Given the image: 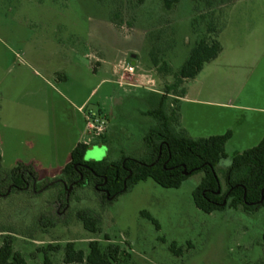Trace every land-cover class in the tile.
I'll return each mask as SVG.
<instances>
[{
    "label": "rangeland",
    "instance_id": "1",
    "mask_svg": "<svg viewBox=\"0 0 264 264\" xmlns=\"http://www.w3.org/2000/svg\"><path fill=\"white\" fill-rule=\"evenodd\" d=\"M136 3L0 0V177L18 165L34 174L23 191L0 194V235L14 238L13 252L25 264H43L47 245L59 247L47 254L49 263L62 264L66 244L86 253L89 242L118 246L129 256L119 264H264V211L201 214L191 203L201 174L177 190L147 180L113 200L92 187L65 191L60 184L76 142L87 145L84 163L143 158V140L156 127L143 114L174 85L212 18L194 0H178L170 12L160 0ZM224 10L219 55L176 85V93H186L182 102L167 100L187 138L230 133L221 172L264 136V0H237ZM123 62L136 68L133 87L115 84ZM90 115L105 128L94 140L84 130ZM79 213L97 221L96 235L83 230Z\"/></svg>",
    "mask_w": 264,
    "mask_h": 264
},
{
    "label": "trees",
    "instance_id": "2",
    "mask_svg": "<svg viewBox=\"0 0 264 264\" xmlns=\"http://www.w3.org/2000/svg\"><path fill=\"white\" fill-rule=\"evenodd\" d=\"M142 1L137 0L136 4L140 5ZM235 1L237 0H194V3L202 4L212 18L207 21L203 34L174 74V85L165 89L155 109L143 114L156 122V127L143 140V158L139 161L121 159L117 163L105 160L84 163L82 158L87 146L77 144L61 170L60 184L65 191L69 188L73 190L88 186L99 192L102 199L113 200L147 180L160 189L177 190L188 178L201 174L198 186L191 193V203L201 214L210 215L231 210L248 215L260 209L264 211V136L256 147L234 155L226 170L217 171L219 162L225 159L224 146L230 139V133L191 140L178 129L176 108L172 111L167 109L169 95L183 98L185 94L183 89L176 93V85L193 80L203 65L215 60L219 55L217 37L224 26L222 15L224 9H228ZM160 3L165 12H170L178 0H160ZM198 20L202 21L203 17L192 20L191 30L198 24ZM175 102L177 104L176 100ZM98 143L103 144V139ZM32 182L34 174L30 168L18 165L6 174L5 179L0 177V194L4 195L12 190L23 191L26 185ZM141 217L157 229L155 222L145 213H141ZM76 219L86 233H98L97 221L88 213H79ZM0 237V264H25L22 256L13 252L14 238L2 235ZM103 238L107 243L106 237ZM261 242L264 246V235ZM169 249L173 251L174 244H171ZM86 250V253L76 251L72 243L66 244L61 249L62 264H119L120 259L129 258L115 245L89 242ZM40 251L44 255L43 264H50L47 254L59 251V247L47 245Z\"/></svg>",
    "mask_w": 264,
    "mask_h": 264
},
{
    "label": "built area",
    "instance_id": "3",
    "mask_svg": "<svg viewBox=\"0 0 264 264\" xmlns=\"http://www.w3.org/2000/svg\"><path fill=\"white\" fill-rule=\"evenodd\" d=\"M118 70L116 73H114L116 77V85L119 88L123 87H132V81L135 77V67L132 64H125L120 63V65L117 67ZM147 86L150 88L152 87V82L149 81L147 83ZM84 130L85 134L89 136L92 140L100 138L104 131V122L101 119L93 118L92 115L87 116L84 118ZM84 145V144H83ZM87 146V145H85Z\"/></svg>",
    "mask_w": 264,
    "mask_h": 264
},
{
    "label": "crops",
    "instance_id": "4",
    "mask_svg": "<svg viewBox=\"0 0 264 264\" xmlns=\"http://www.w3.org/2000/svg\"><path fill=\"white\" fill-rule=\"evenodd\" d=\"M130 64H131V63H130ZM131 65H132V64H131ZM114 76H115V75H114ZM251 83H254V82H251ZM251 83H249V84H251ZM117 87H118V86H117ZM132 87H133V86H132ZM118 88H119V87H118ZM129 88H130V87H129ZM185 97H186V93L184 94L183 98H176L177 104L180 103V102H182V101L185 99ZM82 107H84V103L80 106V108L77 109V114H79V116L81 117V119H83V114H82V112L80 113V111L83 110ZM77 144H79V143L76 142L75 146H76ZM75 146H74V147H75Z\"/></svg>",
    "mask_w": 264,
    "mask_h": 264
},
{
    "label": "water",
    "instance_id": "5",
    "mask_svg": "<svg viewBox=\"0 0 264 264\" xmlns=\"http://www.w3.org/2000/svg\"><path fill=\"white\" fill-rule=\"evenodd\" d=\"M131 64H133V63H131Z\"/></svg>",
    "mask_w": 264,
    "mask_h": 264
},
{
    "label": "flooded vegetation",
    "instance_id": "6",
    "mask_svg": "<svg viewBox=\"0 0 264 264\" xmlns=\"http://www.w3.org/2000/svg\"><path fill=\"white\" fill-rule=\"evenodd\" d=\"M27 187V186H26Z\"/></svg>",
    "mask_w": 264,
    "mask_h": 264
}]
</instances>
